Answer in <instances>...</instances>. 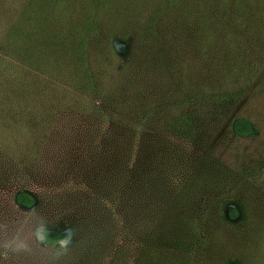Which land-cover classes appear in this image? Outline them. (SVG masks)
Segmentation results:
<instances>
[{"label":"rangeland","instance_id":"1","mask_svg":"<svg viewBox=\"0 0 264 264\" xmlns=\"http://www.w3.org/2000/svg\"><path fill=\"white\" fill-rule=\"evenodd\" d=\"M202 1L167 58L156 0L84 57L0 0V264H264V0Z\"/></svg>","mask_w":264,"mask_h":264},{"label":"trees","instance_id":"2","mask_svg":"<svg viewBox=\"0 0 264 264\" xmlns=\"http://www.w3.org/2000/svg\"><path fill=\"white\" fill-rule=\"evenodd\" d=\"M142 1L145 0H48L46 7H41L42 11L35 20L37 24L44 26L45 32H49L45 28L50 26V22L61 28L56 29L58 34L69 26L74 28L73 31L76 28L79 29L80 35L68 37L70 39L68 45L72 49H78L82 53L81 57H84L87 44H102L107 31L120 30L123 26L124 29L131 20L138 18L133 13ZM202 4L207 6V2L202 0H156L153 13L155 19L151 20L152 15L147 19L140 30L141 36L138 42L141 45L146 44L147 47L152 44L165 43L164 56L167 58H171L173 49L178 48L177 44H188V41L205 44L210 40L207 33L209 26L222 25L214 21L208 25L201 21L200 7ZM27 16L31 18L30 14ZM193 30L201 32L194 40L187 37V34ZM44 36L46 39L51 37L50 35L48 37L47 33ZM55 39L62 47V37L57 35ZM232 130L242 137H253L257 133L253 122L247 117L236 118L232 122ZM15 201L22 206L30 207L34 203V198L29 193L20 190L16 193ZM231 215L234 216L235 213Z\"/></svg>","mask_w":264,"mask_h":264},{"label":"clouds","instance_id":"3","mask_svg":"<svg viewBox=\"0 0 264 264\" xmlns=\"http://www.w3.org/2000/svg\"><path fill=\"white\" fill-rule=\"evenodd\" d=\"M59 246L61 248H65L66 249L68 247V243H67V241H65V242L61 243Z\"/></svg>","mask_w":264,"mask_h":264}]
</instances>
